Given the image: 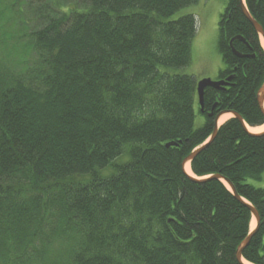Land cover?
<instances>
[{
	"label": "trees",
	"instance_id": "obj_1",
	"mask_svg": "<svg viewBox=\"0 0 264 264\" xmlns=\"http://www.w3.org/2000/svg\"><path fill=\"white\" fill-rule=\"evenodd\" d=\"M198 1L28 3L41 23L35 59L18 68L0 52V264H243L252 213L216 174L258 210L242 257L264 264V133L232 117L191 161L207 178L184 170L220 112L264 122V48L240 0L219 22L216 79L232 78L206 88L201 110L197 80L181 72L196 19L171 18ZM245 2L264 28V0ZM9 10L0 0V20Z\"/></svg>",
	"mask_w": 264,
	"mask_h": 264
},
{
	"label": "rangeland",
	"instance_id": "obj_2",
	"mask_svg": "<svg viewBox=\"0 0 264 264\" xmlns=\"http://www.w3.org/2000/svg\"><path fill=\"white\" fill-rule=\"evenodd\" d=\"M36 1L39 0H7V5L10 6L11 10L7 11L0 20V52L18 68L27 66L35 59V52L30 51L29 47L33 43L32 30L40 27L41 23L32 19L27 5ZM74 1L57 0L58 5L55 10H67L70 5L74 6L72 4ZM227 2L228 0H199L197 3L180 9L171 17L176 19L186 14H193L196 19V34L192 42V59L189 65L181 69L182 73L193 76L195 80L203 78L214 80L218 77L222 67V58L218 49L219 22ZM85 6L83 3L78 4L80 8ZM195 107V125L200 127L204 123V116L199 112L198 103ZM232 117L233 115L229 113L226 119L229 120ZM251 130L261 132L264 130V126L263 129ZM103 173L108 174L109 171L105 170ZM255 226L256 220L254 219L251 227L254 228ZM42 264H46V262H42Z\"/></svg>",
	"mask_w": 264,
	"mask_h": 264
},
{
	"label": "water",
	"instance_id": "obj_3",
	"mask_svg": "<svg viewBox=\"0 0 264 264\" xmlns=\"http://www.w3.org/2000/svg\"><path fill=\"white\" fill-rule=\"evenodd\" d=\"M241 2V7H242V11H243V14L244 16L251 22V24L254 26V28L256 29V31L261 35V38L264 40V28L263 26L257 21L255 20L250 12L248 11L246 5H245V2L244 0H240ZM241 40V41H245V38L238 35L236 37H234L233 39H231V44L233 43L234 40ZM233 52L235 55H237L238 57H243L244 55L241 54L239 51H237L235 48H233ZM232 77H228L227 80H213L211 78H203V79H200L199 81H197V85H196V88H197V94H198V101H199V104L201 106V110L203 111L204 110V96H205V90L206 88L208 87H211V88H215V89H220L224 86H226L228 84V81L231 79ZM257 99H258V102H259V105L260 107L262 108L263 112H264V84L260 87L259 91H258V94H257ZM215 105L213 106V109H214ZM212 109V110H213ZM232 114L233 117L237 118L244 126L245 128L252 134L254 135H260L261 133H254L252 131H250L248 129V126L246 124V122L244 121V119L242 118V116L237 113V112H233V111H222L220 112L216 119H215V127H214V131L211 135V137L208 139V141H206L203 145H201L199 148H197L196 150H194L192 153H190L183 161V166H184V170L186 171V173L188 174L189 177H191L193 180L195 181H203L204 179L206 178H196L192 175H190L187 170H186V167L188 164H191V161L195 158V156L203 149L205 148L210 142H212L214 140V138L216 137L217 133H218V129H219V124H218V119L224 115V114ZM213 112L210 113V115H212ZM171 145H177L176 142H170L167 144V146H171ZM210 178H221V179H224L231 192L235 195V197L240 200L241 202H243L247 207H249V209L251 210L252 212V215L253 217L255 218L256 220V227L255 229L242 241V243L239 245L238 247V250H237V258L238 260H240L241 263L243 264H248L246 262H244L242 260V251L244 250V248L249 244L250 240H251V237L257 232L258 228L260 227V223H261V217H260V214L258 212V210L256 209V207L254 205H252L251 203H249L248 201H246L242 196H240L238 194V192L236 191V188L234 187V185L230 182V180H228L227 178H224L223 176L219 175V174H216V175H212V177Z\"/></svg>",
	"mask_w": 264,
	"mask_h": 264
},
{
	"label": "bare ground",
	"instance_id": "obj_4",
	"mask_svg": "<svg viewBox=\"0 0 264 264\" xmlns=\"http://www.w3.org/2000/svg\"><path fill=\"white\" fill-rule=\"evenodd\" d=\"M197 89V88H196ZM198 103H199V101H198ZM200 105V104H199ZM201 107V106H200ZM227 115H229V113L228 114H224V115H222L219 119H218V124L219 125H222L224 122H226L227 121V119H226V116ZM263 126H264V122L259 126V127H252V128H250V130L251 129H256V128H262L263 129ZM252 131V130H251ZM261 131V130H260ZM253 132H255V131H253ZM259 132V131H258ZM186 170H187V172L188 173H192V171H191V166H190V164H188L187 165V167H186ZM222 176V175H221ZM225 178V177H224ZM217 179H219V180H221L222 182H223V184L229 189V186H228V184H227V182L224 180V179H221V178H217ZM235 196V195H234ZM255 218H253V220H254ZM252 223H253V221H252ZM238 250V249H237ZM243 252V251H242ZM249 263V262H248Z\"/></svg>",
	"mask_w": 264,
	"mask_h": 264
},
{
	"label": "flooded vegetation",
	"instance_id": "obj_5",
	"mask_svg": "<svg viewBox=\"0 0 264 264\" xmlns=\"http://www.w3.org/2000/svg\"><path fill=\"white\" fill-rule=\"evenodd\" d=\"M243 55H244V54H243ZM243 57H245V55H244Z\"/></svg>",
	"mask_w": 264,
	"mask_h": 264
}]
</instances>
